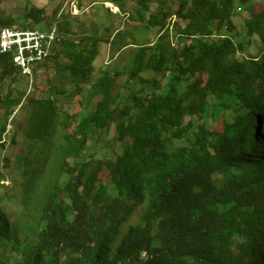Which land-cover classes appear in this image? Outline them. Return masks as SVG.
Masks as SVG:
<instances>
[{"label": "trees", "instance_id": "trees-1", "mask_svg": "<svg viewBox=\"0 0 264 264\" xmlns=\"http://www.w3.org/2000/svg\"><path fill=\"white\" fill-rule=\"evenodd\" d=\"M108 1L132 21L160 26L158 39L141 44L110 28L99 34L95 22L78 44L64 40L63 78L78 94L90 83L88 102L57 121L54 98L29 100L24 149L0 159L20 178V212L11 222L1 202L12 198L0 196V264H264V6L256 12L240 0L239 32L235 0H179L175 12L166 0H137L130 14L124 8L132 0ZM44 14L32 9L23 18L42 26ZM14 23L0 17V31ZM169 24L175 44L164 43ZM58 30L68 35L70 22ZM103 42L117 53L135 51L123 72L93 82ZM145 72L160 74L166 88H143ZM15 74L32 77L0 54L2 149L9 120L24 107L22 91H3ZM124 74L125 87L116 90ZM59 95L71 94L63 87ZM111 123L112 148L121 150L106 159L109 139L101 133ZM90 148L101 158H86Z\"/></svg>", "mask_w": 264, "mask_h": 264}, {"label": "rangeland", "instance_id": "rangeland-1", "mask_svg": "<svg viewBox=\"0 0 264 264\" xmlns=\"http://www.w3.org/2000/svg\"><path fill=\"white\" fill-rule=\"evenodd\" d=\"M137 0H132L130 3L125 5V11L135 12L136 8L140 5L137 4ZM236 1L237 10L235 16L232 19L236 24L238 31L240 32L243 22L246 19L244 13L245 6L240 4V0ZM250 3H254L255 11L259 12L264 6V0H249ZM167 7L171 9L172 12H175L179 6V0H166ZM78 0H0V17L2 19H12L15 25H11L8 28H32L34 30H42V28H48L52 23L58 28L60 22L66 19L71 24V32L65 36L66 41H75L78 44V40L84 36V32L89 30L92 24L99 23L98 32L99 34H104V28H110L109 34L115 35L118 30H123V32H131L139 41L142 43L156 42L158 37L157 33L160 26L156 27H145L143 24H140L138 21L130 20V17L126 13H121L117 6L108 0H81L82 9L79 8ZM242 6V10L238 8ZM32 9H43L45 11L44 18L45 23L42 26H36L34 22L24 21V16L31 11ZM158 5L155 7L153 14L157 13ZM59 11L57 16L54 14ZM145 18H148L146 15ZM177 19L171 20L172 23L177 22ZM23 22V23H21ZM180 24L181 21H179ZM167 34V36H166ZM164 37L167 41L176 42L175 27L169 24ZM64 45H61L56 51L58 52L53 58L47 60L41 67H38L35 70V73L32 74V77L25 78L20 74H15L13 81L12 78H7L4 82L3 91L8 93L11 91L13 96L17 95L18 91L24 93L22 109H15V114L8 122L7 131L8 133L3 136L5 142V148L0 147V159L3 156H10L15 159L16 155L21 153L24 149V143L26 140L27 125L30 117V101L34 99L35 101L44 99V98H54L57 101L56 113L57 121H60V117H63L66 113L76 114L81 111V102H88L89 96V85L90 83L84 86L83 94H78L75 91L74 86L70 81L63 78V67L70 63L69 58L65 55ZM167 51L169 47L165 48ZM135 51L133 48H125L124 50L117 53V51L112 47L111 44L103 42L100 46V55L96 58L92 68V80L96 81L99 77L109 74L114 75L115 72H123L124 68L130 64V56ZM247 51V50H246ZM245 54L238 53L237 59H242ZM232 61V59H230ZM142 77L144 78L143 88L147 91H153L155 86L166 88V81L160 78V74L154 72H145ZM127 75H122L117 78V88L119 90L124 86ZM65 88L70 92V97H63L59 95L55 97L56 92L61 88ZM157 90V89H156ZM212 119L214 125H220L222 123V116L213 117V112L211 111ZM3 111H0V124L3 122ZM211 125V124H210ZM212 126V125H211ZM107 129L102 131V139H109V143L106 149L103 150V154L106 156V159H114V150L120 153L121 146H114V124H110V132L106 133ZM15 139V143L11 142V139ZM96 149V146H94ZM94 149L90 148L85 151V157L88 159H100L101 155L98 154L95 157ZM93 162V163H94ZM0 196L3 198L11 197V201H2L1 209L4 210L8 222L13 221L20 212V208L15 203L19 199V174L17 170H11L6 172V169L0 165ZM4 175V178L2 177ZM104 173H100L98 176L103 178L106 181L108 178L107 175L104 176ZM131 221L137 219L138 212L133 215Z\"/></svg>", "mask_w": 264, "mask_h": 264}, {"label": "built area", "instance_id": "built-area-1", "mask_svg": "<svg viewBox=\"0 0 264 264\" xmlns=\"http://www.w3.org/2000/svg\"><path fill=\"white\" fill-rule=\"evenodd\" d=\"M62 43L55 26L44 30L2 28L0 54L12 55L13 62L24 74L31 75L35 64L46 61Z\"/></svg>", "mask_w": 264, "mask_h": 264}, {"label": "clouds", "instance_id": "clouds-1", "mask_svg": "<svg viewBox=\"0 0 264 264\" xmlns=\"http://www.w3.org/2000/svg\"><path fill=\"white\" fill-rule=\"evenodd\" d=\"M117 9H118V8H117ZM118 10H119V9H118ZM238 10H241V9L238 8ZM52 26H55V25H52ZM52 26H49L48 28H50V27H52ZM55 27H56V26H55ZM48 28H47V29H48ZM56 28H57V27H56ZM23 29H32V28H23ZM42 30H44V29H42ZM57 31H58V33L60 34V36L62 37V43H61V45H62L63 42H64V40H65V36L59 32L58 28H57ZM61 45H60V46H61ZM60 46H59V47H60ZM59 47H57V48L54 49L53 54L55 53V51H56ZM53 54H52L47 60H49V59L53 56ZM47 60H46V61H47ZM46 61H44V62H46ZM44 62H42L41 64H44ZM32 74H33V71H32ZM7 133H8V131H7ZM7 133H6V134H7ZM6 134H5V135H6Z\"/></svg>", "mask_w": 264, "mask_h": 264}]
</instances>
